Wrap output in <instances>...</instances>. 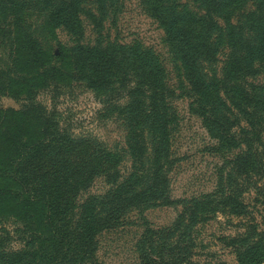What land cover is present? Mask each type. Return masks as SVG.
Segmentation results:
<instances>
[{
	"label": "trees",
	"instance_id": "16d2710c",
	"mask_svg": "<svg viewBox=\"0 0 264 264\" xmlns=\"http://www.w3.org/2000/svg\"><path fill=\"white\" fill-rule=\"evenodd\" d=\"M116 1L0 0V98L22 105L0 108V264H96L100 232L119 226L128 209L158 204L184 209L170 228L155 231L166 238L154 255L151 239L143 263L194 264L192 224L226 210L240 214V196L250 188L262 190L264 206V85L249 80L264 72V0H251L240 17L248 0H197L201 13L179 0H143L193 94L192 111L220 147L238 150L216 189L188 200L168 194L174 91L162 61L139 42L82 41L85 4H95L99 16L87 10L97 28ZM58 28L72 43L58 39ZM223 44L218 72L212 65ZM70 80L84 83L104 116L121 123L124 147L76 135L55 102L38 99L46 90L55 100ZM99 178L107 189L83 198ZM262 214L261 228L249 222L231 240L238 264L264 262Z\"/></svg>",
	"mask_w": 264,
	"mask_h": 264
},
{
	"label": "rangeland",
	"instance_id": "374dc122",
	"mask_svg": "<svg viewBox=\"0 0 264 264\" xmlns=\"http://www.w3.org/2000/svg\"><path fill=\"white\" fill-rule=\"evenodd\" d=\"M179 1L193 13L202 12L197 0ZM84 7L81 14L83 43L93 44L100 36L104 40L122 44L139 42L152 49L163 63L167 83L174 91L173 97L169 99L170 111L174 116L171 126L173 163L168 188L170 199L200 198L202 194L214 191L220 176L229 170V161L238 150L220 147L204 127L201 118L192 111L193 94L177 70L162 28L146 11L143 0H117L112 7H108V12L102 16V26L97 28L88 14V10L97 14L95 4L87 3ZM251 8L252 1L248 0L244 7L237 10V16L240 17ZM56 34L63 43H72V38L63 28H58ZM221 48L218 60L212 65L218 72L227 53L224 44ZM249 80L264 85V72ZM67 82L55 100L52 99V92L48 93L46 90L40 92L38 99L47 107H52L55 102L63 123L70 125L71 131L76 135L95 137L112 148L124 147L123 126L117 119L104 116L102 104L95 93L82 82ZM0 108L18 111L22 105L20 101L7 95L0 98ZM34 123L35 119L31 116L30 125L35 127ZM6 124L11 125L8 119ZM129 164V161L125 162L126 166ZM255 179L258 178L254 177L253 180ZM258 183L259 187H264V178L259 179ZM106 189L105 182L101 178L96 179L83 198L88 194H102ZM262 197V190L259 192L250 188L240 196V201L244 204L240 214H232L226 210L227 212L208 214L207 219L192 224L188 230L193 241L189 260L194 264H238L231 240L242 236L244 225L249 222L257 223L258 228H261L264 212ZM183 209V204H158L128 209L119 226L105 229L97 235L96 264H144L142 255L150 252L151 239L156 241V251L152 253L154 255L159 250L156 243L162 242L163 237L166 238L165 233L158 235L155 231L170 228ZM19 246L16 244L14 247Z\"/></svg>",
	"mask_w": 264,
	"mask_h": 264
}]
</instances>
